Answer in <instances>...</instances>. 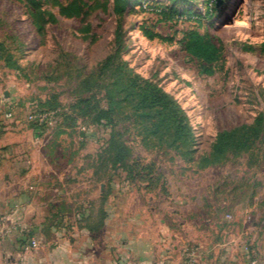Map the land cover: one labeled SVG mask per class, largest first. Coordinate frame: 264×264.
Returning <instances> with one entry per match:
<instances>
[{
	"label": "rangeland",
	"instance_id": "374dc122",
	"mask_svg": "<svg viewBox=\"0 0 264 264\" xmlns=\"http://www.w3.org/2000/svg\"><path fill=\"white\" fill-rule=\"evenodd\" d=\"M73 1L77 14L66 16ZM138 1L117 14L114 0H0V113L11 112L4 124L32 130L42 145L37 178L28 184L39 193V215L62 220L73 234L84 218L118 253L149 233L163 239L167 228L172 248L174 235L184 246V264H202L208 255L216 264H264V145L255 142L214 165L205 160L218 133L264 114V0H223L208 18L205 0H194L176 9L196 16L173 21L160 19L151 6L157 0ZM190 30L221 49L211 75L185 51ZM116 53L118 63L177 101L190 141L172 144L170 134L150 133L127 116L129 107H118L106 127L93 122L96 112L74 109L79 96L92 94L79 82ZM113 79L112 71L99 79L92 104L107 105ZM40 113L47 114L44 123L29 119Z\"/></svg>",
	"mask_w": 264,
	"mask_h": 264
},
{
	"label": "crops",
	"instance_id": "0c3cea01",
	"mask_svg": "<svg viewBox=\"0 0 264 264\" xmlns=\"http://www.w3.org/2000/svg\"><path fill=\"white\" fill-rule=\"evenodd\" d=\"M5 116L0 113V230L5 233L0 241V264H184L179 257L184 246L174 235L178 244L172 248L167 228L162 230L163 239L149 233L118 253L107 238L97 237L96 227L87 226L83 215L78 234L62 220L56 223L42 218V204L34 199L39 193L34 185L30 187L37 178L34 170L41 162L42 145L32 130L18 123L4 124ZM216 258L204 256L201 262L216 264Z\"/></svg>",
	"mask_w": 264,
	"mask_h": 264
},
{
	"label": "trees",
	"instance_id": "16d2710c",
	"mask_svg": "<svg viewBox=\"0 0 264 264\" xmlns=\"http://www.w3.org/2000/svg\"><path fill=\"white\" fill-rule=\"evenodd\" d=\"M133 0H114V9L117 14H123L127 4ZM149 0H146L148 2ZM165 1L168 4H163ZM194 0H157L151 5L161 20L173 21L180 19L183 14L196 16L192 10L178 11V4L187 5ZM139 4L141 0L138 1ZM223 0L217 1L213 6L209 5V0H205L206 12L203 18L214 16ZM141 5V4H140ZM79 3L73 1L70 7L63 9L66 16H74L79 9ZM70 11V12H68ZM200 17V16H199ZM200 17V18H202ZM200 18L196 20L200 21ZM53 19V17H52ZM143 34L151 38L150 31L143 29ZM159 37V36H157ZM161 38V37H160ZM119 35L117 41L119 42ZM184 47L186 53L197 60L203 66L205 74H213L214 68L221 60V49L208 34H201L197 30H190L184 34ZM264 52V43L261 47ZM117 52V51H116ZM117 53L107 56L99 65L96 76L91 79L84 78L79 82V86L92 94L79 96L73 107H86V113L96 112L93 122L101 127L114 124L118 107H129L130 112L127 116L134 117L136 122L145 123L150 128L152 134H170L171 143L186 142L191 140V127L188 117L182 110L177 101L167 94L163 88L152 81L143 78L130 69L125 63H118ZM13 67L18 69V65ZM107 71L114 73V79L105 88L106 103L105 107L100 106L99 100L94 104L95 94L93 89L100 86L101 79ZM121 105V106H120ZM258 142L264 145V114H259L250 125H243L231 131L218 133L211 145L210 152L205 156L207 164L214 165L230 153H237L253 149V144ZM119 158H115V161Z\"/></svg>",
	"mask_w": 264,
	"mask_h": 264
},
{
	"label": "built area",
	"instance_id": "2783aa9c",
	"mask_svg": "<svg viewBox=\"0 0 264 264\" xmlns=\"http://www.w3.org/2000/svg\"><path fill=\"white\" fill-rule=\"evenodd\" d=\"M217 1H219V0H209V5L210 6H213L214 4L217 3ZM12 115L13 114L11 112H9L8 114H6V116L8 118L12 117ZM46 118H47V114L45 115V114H42V113H40V114H32L29 117L30 120L36 121V122H38L40 124L41 123H44ZM4 234H5L4 231L0 230V241L3 238ZM32 246H35L34 242H32ZM185 251H183V254L185 253ZM195 252H196L195 249H191L190 250V254L188 255V257H191L192 258L196 254Z\"/></svg>",
	"mask_w": 264,
	"mask_h": 264
},
{
	"label": "bare ground",
	"instance_id": "6f19581e",
	"mask_svg": "<svg viewBox=\"0 0 264 264\" xmlns=\"http://www.w3.org/2000/svg\"><path fill=\"white\" fill-rule=\"evenodd\" d=\"M231 6L229 5V8H230Z\"/></svg>",
	"mask_w": 264,
	"mask_h": 264
}]
</instances>
